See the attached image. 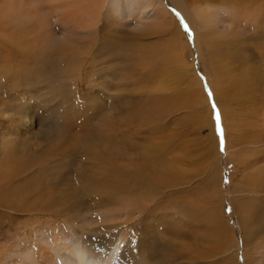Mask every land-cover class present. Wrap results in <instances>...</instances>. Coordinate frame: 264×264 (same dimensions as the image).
Returning <instances> with one entry per match:
<instances>
[{"label": "bare ground", "instance_id": "1", "mask_svg": "<svg viewBox=\"0 0 264 264\" xmlns=\"http://www.w3.org/2000/svg\"><path fill=\"white\" fill-rule=\"evenodd\" d=\"M19 1L23 6L26 4L28 8H32V5ZM47 1L62 3L45 7L44 10L36 5L33 6L35 17L31 16L32 12L18 11L22 13L21 17L34 20L37 25L35 29L23 35V32L21 33L22 38L26 37L23 38L24 44H19L12 37L1 34L0 43L4 47H11L13 53H17L16 57L24 61L28 60L32 65L41 63L46 67L43 71L46 72L48 68V74L57 75L59 79L68 81L66 85L62 87L60 85L56 92H70L73 96H77L78 91L90 92L91 88L84 89L80 86L84 85V79L100 72L108 75L112 70L108 64L113 62L117 65L112 70L113 73H117V83H112L108 89L102 86V77H98L94 84L96 87L102 86L104 92L111 89L118 94L114 97H106L107 113L100 117L101 126L98 124L97 128H93L95 131L92 135L93 139L97 140L104 136L105 143L100 141L101 145H98L97 142L96 147L94 143L86 147L79 145V148L89 152L87 153L89 159L95 163L91 169L83 168L84 170H80L76 175L74 173L77 186L74 187L71 183L73 188L68 190L62 187L65 184L60 181L61 178L57 174L61 168L57 156L62 154V150L59 149L62 140H58V137L54 140L48 138L45 141L49 145L47 144L43 149L38 142L47 131L41 128L35 129L34 122L37 115L34 108L15 109L13 116L0 109V118L5 119L4 122L7 124L5 127L14 131V136H10L9 133L1 135L0 152L14 155L15 147L20 145L18 152L27 150L29 146L31 150L29 160L17 166H14L13 156L8 159L0 158V210L9 214L7 219H12L11 221H15L18 217H28L30 220V224H26L27 227L23 225L19 228L22 229L21 237L14 233L12 237L7 238L10 240L18 236L14 244L0 246V264H187L188 262L232 264L235 260L239 262V244L237 241L236 245L232 243L233 237L225 230L223 223L222 212L224 213L226 204L223 199L222 180L226 158L229 162L240 166L238 170L240 177L237 179L239 183L235 184L228 204L233 207L244 235L241 238V248H247L251 252L247 251V253L253 257L246 258L240 264H264V179H262L264 173L260 169L249 171L255 162L253 163L247 154L248 147H264V122L261 128H257L258 125L255 123H253L254 127L247 125V130H252L253 134L242 136L239 132L241 128H237L236 124H239L237 121L232 124L227 123L226 110L223 107L219 110L222 119L220 120L222 138L219 152L216 153L218 165L212 175H207L205 196L195 203L194 208L184 209L186 214L192 212L193 217L182 224H179L180 222L173 224L172 231L166 230L164 234L167 236L165 241L158 242L152 239L158 246L156 250H152L148 237L145 238L143 235L131 239L123 250L116 252L122 242L115 244L116 238L104 241L84 238L80 232H76L81 225L71 228L69 235L66 236L60 231L64 226L57 227L47 223L42 225L38 220L41 216L60 215V208L63 207H78L80 210L88 201L102 206L119 205L120 208L131 209L140 201L150 203L154 201L158 195H161L162 188L184 185L188 179L174 165L173 160H177L172 155L176 149L174 144L158 142L148 145L146 142L144 156L141 155V159H138L136 154L132 158L126 156L127 154H120V151H114L112 141L123 142L129 136V132L133 131L131 121L129 122L131 126L129 123L126 125L129 118L124 117H131L135 107L141 109L139 112L143 110L146 114L142 117V122L139 117L137 127L140 129L144 124L159 123L158 121L168 117V110H165L178 107V98L181 95L186 99L182 109L204 103V100H196L194 104L191 102L193 99L191 90H198V98L201 97L202 92L200 82L194 72L192 73L190 66L184 63L183 51L179 48V38H182V33L176 22L178 14L185 17L187 25L198 27L203 30L206 37H210V40L203 41L194 34L188 36L193 38L194 46L206 50L203 69L210 78L208 85L215 100L223 103L224 95L231 99L235 96L241 99L247 97L243 99L244 101L248 99L247 103L264 106V56L263 65H256V58L251 55L252 53L249 54L251 49L248 50L241 45L258 41L259 47L264 50V5L259 11L254 8L258 0H237L233 6L224 5L232 0ZM244 4L246 6L241 7ZM18 6L20 8L21 5ZM14 8V12L18 10ZM189 10L193 13L191 16ZM60 11H64L65 14L63 16L59 14L61 26L59 31H62V39L57 43L55 38L57 30L49 27L51 24L48 14L54 13L57 17L56 13ZM146 12L152 13L147 16ZM204 35L202 37H205ZM14 54L10 52L9 57L12 59ZM11 59L8 62H11ZM14 71L10 72L13 75L11 78L18 80L21 72ZM69 83L78 84V87L70 86ZM79 101L80 99H77L74 102ZM263 108L258 107L256 114L261 115L260 112L264 114ZM54 112V109H51L48 115ZM113 112L115 114L111 115ZM153 130L152 140L157 137L160 139V134L165 137L164 140L170 138V134H166L162 126L153 124ZM116 131L118 133H115ZM119 143L116 145L119 146ZM257 147L255 148L259 149ZM215 148L217 150V140ZM169 149L172 158L167 159ZM120 160H125L128 164H123L119 162ZM250 193L256 196H251ZM161 206L154 203L150 210H146L153 215L146 218L154 216V219H157L155 213ZM131 213L128 211L126 216L131 217L133 214ZM4 218L0 216V224L5 221ZM125 222L126 226L130 225L128 221ZM149 232L155 233L156 229L151 226ZM45 235L50 236V241H47ZM52 245L54 248L50 250ZM13 249H15L14 253ZM231 249L234 251L231 252ZM220 255L223 256L210 261ZM55 256L58 258L56 259Z\"/></svg>", "mask_w": 264, "mask_h": 264}, {"label": "rangeland", "instance_id": "2", "mask_svg": "<svg viewBox=\"0 0 264 264\" xmlns=\"http://www.w3.org/2000/svg\"><path fill=\"white\" fill-rule=\"evenodd\" d=\"M29 1L31 3H29ZM263 1L258 0L254 8L259 10L261 6L264 5ZM22 2L32 5V8L31 7L28 8L26 4L25 6H23V4H21L19 0H0V34L6 37H12L19 44L20 43L24 44L25 42L23 40L26 39L25 36L23 37L24 39L21 37V33L23 32L22 33L23 35L25 32L31 29H35L37 25L34 20L31 21L21 17L22 13H19L18 11H23L25 13L32 12L31 16L35 17V13H34L35 8H33V6L36 5L39 9L44 10L45 7H51L52 5L57 6V5H61L62 3V2L48 3L47 0H22ZM230 2H227V4L224 5L233 6L234 4L237 3V0H232ZM18 5H21L20 8ZM245 6L246 5L244 4V6L242 5L241 7H245ZM14 7H16V10L18 8V10L15 12L13 11L15 9ZM242 9L244 8H241V10ZM189 12H190L189 15L191 16V14L193 13L190 10ZM146 13L147 16H150L152 12H146ZM53 14L54 13L48 14V16L50 17L49 22L51 24L49 27L51 29L54 28L57 30V35L55 36V38L57 39L56 42L58 43L62 39V35H61L62 31H59V27H61L59 24L60 21L59 18L60 15L63 16L65 12L64 11H60L59 13L57 12L56 14L58 18L55 17L56 16L55 14L54 15ZM178 15L176 16V22L182 33V38H179L180 39L179 48L182 49L183 51L184 63L190 66L192 73L194 72L193 74L197 77V80L200 82L201 92H202L201 97L204 98V99L203 98L201 99V97L198 98L197 96L199 93L198 90L193 89V91L191 90L193 95L192 97L193 99L191 102L192 104H194L196 103V100L197 101L204 100V103L199 106L193 105L191 106V108L188 106L187 109H182V105H184V101L186 102V99L183 95H181L178 98V103H177L178 107L170 108V110L169 109L165 110V111L168 110L167 111L169 115L168 117L166 116V118L163 119L162 121H158L159 123H152L147 125L144 124L142 127H140V129L139 127H137L139 117H141L140 119L141 121L142 117H144L146 114H144L143 110L139 112V110L141 109L135 107L131 112V114L133 113L131 117H124L127 119L129 118V121L128 122L126 121V125L131 121L132 124L129 123V125L130 124L132 125L133 131L129 132V136H127L126 139L123 140V142L113 140L114 142L112 141L113 143L112 148L114 151L117 152L120 151L119 152L120 154H124V155L127 154L126 156L132 158L133 156L137 155L138 159H141L140 157L144 156L143 150L146 142L148 145L158 142L161 144H165V142H167L168 145L169 143L174 144L176 149L172 155L177 160H179V162H177V160H173L174 165L176 169L178 168L180 172L183 175H185V178L188 179V181L185 182L184 185L183 184L178 185L177 187L162 188L161 195H158V197H156L154 201H152L151 203L148 201H140L138 204H136L134 208L131 209L129 207L128 208L124 207L125 209L123 207L120 208L119 205L113 206L106 204V206H102L92 201H88V203L86 202L87 205H85L83 208H80V210L78 207L77 208L63 207L60 208V215L58 216L56 215L50 217L41 216L40 219L38 220L42 225L43 224L46 225V223L53 224V226L55 225L57 227H59V225H62L64 227H62L60 231H62L66 236L69 235V230L71 228H73L74 226L81 225L79 229L76 230V232H80L82 234V237L84 238H88L90 240L96 239L98 241H104V240L116 238L117 242L115 244L117 243L119 244V242L122 241L120 243L119 249L116 252H120L121 250H123L124 247L127 244H129V241L131 239H136L137 237H142L144 235L145 238L148 237V240L150 241V242L148 241L150 243V247L154 251L158 246L156 245L155 241H152V239H156L158 242L159 241L162 242L163 240L165 241L167 239L166 238L167 236L164 235L166 230L172 231L174 227L173 224H178L179 222H180L179 224H182L186 222L187 219L193 217L192 212L186 214L185 212L186 210L184 209L194 208L193 206H196L195 203L203 199L205 196V185L207 184L206 182L207 177L209 175H212L213 172L216 171L215 169L216 166L218 165L216 153L219 152L220 144H221L220 139L222 138V124H221L222 119L219 110H221L222 107L226 110L225 115L228 124H232L233 122L236 123V121L237 123H239L236 125H238L237 126V128L239 127L238 129L241 128L239 132L241 133L242 136L243 135L249 136L250 134H253L252 130L249 131L247 130V125L250 126L253 125V123H255L258 125L257 128L258 127L261 128V124L262 122H264V114L263 112H260L261 115L256 114L257 112L256 109H258V107L259 109L264 107V106L261 107V104L259 106L258 105L253 106V104L247 103L248 99H245V101L243 100L244 98L247 97L241 99V97L238 96L232 97V99L229 96H227L229 97L228 99L224 95L222 99L223 103H219L215 100L208 85L210 82V78L207 75L208 73L203 69L204 68L203 64L206 61V56H205L207 54L206 50L194 46L193 38L188 36L194 34L203 41L210 40V37H206L202 32L203 30L198 29V27L187 25L188 23L187 20H185V17L181 14L179 16ZM54 18L56 19L54 20ZM203 35L205 37H202ZM246 37L247 36H245V38ZM241 45L242 47H246L248 50L251 49L249 50L250 51L249 54L252 53L251 55H253L256 58L255 61L257 62L256 65L257 64H259L260 66L263 65L262 59L264 56L263 55L264 50H262V48L259 47L258 41H250ZM0 46H1L0 47V109L2 108L6 114L8 115L11 114V116H13L14 113L16 112L15 109H20V108L23 109L27 107L32 109L34 108L36 110V111L34 110V112L37 115L36 117L37 119L34 122L35 129L41 128L42 130L45 129L47 131L45 135H42L39 138V140L41 141L38 143L41 144L40 145L41 148L44 149V147L47 144L49 145V143L45 141L48 138L54 140L55 138L58 137V140H62L61 141L62 146L59 148L60 150H62L61 151L62 154L57 156L60 159L59 166L61 167L60 170L57 171V174L59 178H61L60 181L63 184H65V186L62 185V187L63 188L65 187V189L68 190L71 187L73 188V185L74 187L75 185L77 186V180L75 179V177H73L74 173L76 175V173H78L80 170L91 169L93 164L95 163V161L93 162L92 160L89 159L88 157L89 155L87 154L89 152H85L83 149L79 148V145L80 146L85 145L86 147L87 145L91 146L94 143L96 147L97 142L98 145L99 144L101 145L100 141L105 140L104 136L97 140H94L92 135H94L95 131L93 130V128L94 127L97 128L98 124L99 126H101L102 122L100 120V117L103 116L105 113H107V107L105 102L106 97H114V95L118 94L115 93V91H111V89L108 90V92H104L102 87L105 86L106 88L109 89L112 83L114 84L117 83L116 82L117 73L114 72L116 74L115 75L112 71L113 68H115V66L117 65L113 62L108 64V66L112 69L110 70V73L108 75H103L101 74L103 72H100V73H96V75H93L91 78L86 77L84 79L85 80L83 83L84 85H80V86H83L84 89L91 88L90 92L84 90L78 91V95L73 96V93L70 92L68 93L56 92V90L60 87V85L62 87V85H66L68 81L59 79L57 75L53 76L48 74L49 73L48 68L46 72L43 71V68L46 67L43 66L41 63H35V64L33 63L32 65V63L31 62L29 63L28 60L24 61L22 58L16 57L17 53L14 54L12 51L13 49L11 47L10 48L4 47L2 43H0ZM10 52L11 54H14L12 59L11 57H9ZM9 59H11V62H8ZM13 70H15L14 72L17 71L21 72L19 75L20 78H18V80H13V78H11L13 75L10 72H12ZM98 77H102L103 79L101 80L102 83L101 87H96L94 84V82ZM122 77L124 76H121V78ZM24 80H26L27 82ZM69 85L77 86L78 84L72 85L71 83H69ZM77 99H80L79 101L80 103L78 102L79 104L75 103ZM175 106H176V102L174 103V107ZM51 109H54L55 112L51 115H48L51 112ZM137 110L138 113L141 115L137 113ZM114 114L115 112H113L111 115ZM187 116L188 118H184ZM217 116H219V121H217ZM183 118L185 121L184 120L182 121ZM174 120L176 121L174 122ZM4 121L5 119L0 118V138H2L1 135H8V133L10 134V136H14V131L10 130L8 127L6 128L5 126L7 124ZM211 121L213 124L211 123ZM199 122L201 123L199 124ZM153 124H156L160 127L162 126L165 133L170 134V138L164 140L163 138L165 137H163L160 134L159 136L160 139H158L157 137L152 140L154 136V134L152 135V133L154 132ZM123 125L126 126L125 124ZM254 126L255 125H253V127ZM115 133L118 132L116 131ZM232 133L235 134L234 132ZM48 134L49 136H47ZM121 139H123V137H121ZM216 140H217V150L215 148ZM117 143H119V146L116 145ZM19 147H21V145L15 147L16 152L14 153V155L10 153L5 154L3 152H0V158L7 157L8 159L9 157L13 156V159H15V162H13L15 163L14 166L23 164L24 161L26 162L27 160H29V157L31 155V150L29 146L27 150L25 151L23 150V152H18L20 151ZM253 147L247 148L248 149L247 154L250 160L253 163L255 162L253 168L251 167L252 169H249V171L254 172L257 169H260L264 173V147L261 148L257 146H253ZM255 147L259 149H256ZM247 149L245 148L246 151ZM170 150L171 149H169V152L167 154V159H169L170 157L172 158V156L169 155L171 153ZM119 162L126 165L128 164V162L125 160L122 161L120 160ZM238 170H240V166L238 164L236 165L233 162H229L227 158L224 160L222 189H223V199L225 200L226 207L224 213L222 212L223 223L225 230L233 237L232 243L236 245L235 242L237 241L239 244L238 246L239 262L235 260L234 263L232 264H240L246 258L248 259L253 258L251 254H249L251 252H249L247 248H243V249L241 248V238L242 236L244 237V235L241 231L240 224L237 222L233 207H231L228 204V199L230 198L231 192H233L236 186L235 184L239 183L237 181L238 177H240V175L238 176ZM262 176H263L262 179H264V174H262ZM52 192L54 193L55 191ZM250 194L251 196L253 195L256 196V194L254 193H250ZM154 203H156L157 205H162L160 209H157V212L160 213L159 214L157 212H156L157 214L155 213L156 215L155 217L157 219H154V216H150L151 219L150 218L148 219L146 217L153 214L147 212L146 210H150V208L154 206ZM181 204L183 206H181ZM118 208H120L121 210ZM136 209H138L137 210L138 213L135 212ZM118 210L121 212H119ZM128 211L129 212L131 211L133 213V214L131 213L132 214L131 217L126 216V213ZM0 216H3V218L6 216L3 219L5 221H3L2 224H0V246L6 244H14L18 239V236L21 237L22 235V229L20 230L19 228H22L23 225L27 227L28 225L26 224H30V220L28 217H23V218L18 217L15 219V221H11L12 219L11 220L7 219L9 217V214L3 212L2 210H0ZM125 221H128L130 225L126 226ZM151 226L156 229L155 233L149 232V228ZM107 227H112V228H107ZM14 233H17L18 236H14L12 239L7 240V238H9L10 236L12 237L13 236L12 234ZM45 237L47 238V241H50V236L45 235ZM53 248L54 246L52 245L50 250H52ZM232 251H234V249H231V252ZM247 251L249 253H247ZM12 252L14 253L15 249H13ZM143 252L144 251H142V253ZM229 252L230 250L228 251V253ZM222 256L223 255H220L216 258H212L210 259V261H214L215 259L221 258ZM55 258L57 259L58 256H55ZM187 264H193V263L188 262Z\"/></svg>", "mask_w": 264, "mask_h": 264}, {"label": "snow or ice", "instance_id": "3", "mask_svg": "<svg viewBox=\"0 0 264 264\" xmlns=\"http://www.w3.org/2000/svg\"><path fill=\"white\" fill-rule=\"evenodd\" d=\"M217 121H219V116H217Z\"/></svg>", "mask_w": 264, "mask_h": 264}]
</instances>
